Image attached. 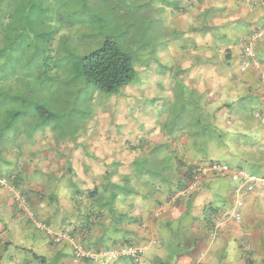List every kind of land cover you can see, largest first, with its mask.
Segmentation results:
<instances>
[{"label": "rangeland", "instance_id": "374dc122", "mask_svg": "<svg viewBox=\"0 0 264 264\" xmlns=\"http://www.w3.org/2000/svg\"><path fill=\"white\" fill-rule=\"evenodd\" d=\"M169 1L151 0L150 5H141L140 22L127 32L122 0H74L70 6L61 3L51 17L39 12L28 17L26 10L17 11L15 0H0V85H8V92L21 98L15 99L14 106L23 111L0 143V182H7L0 184V264H95L74 257L73 245L67 240L56 242L54 233L46 228L52 232L67 228L56 226L60 213L55 211V201L72 196L76 186L79 192L84 190L79 187L76 169H92L93 162L98 164L96 169L104 171H108L107 162H114L108 166L110 170H119L121 162H131L133 170L125 174L130 176L129 187L119 189L113 201L117 211L108 216L115 219L120 218L118 209H127V199L143 204V193L154 201L140 206V212L152 213L157 203L166 204L168 194L178 187L179 164L182 173L197 164L219 161L264 174L261 168L241 160L245 156L238 151L240 142L253 135L243 124L230 122L233 107L218 109V102L205 104L202 94L198 95L204 78L198 70L203 46H195V42L205 29L187 37L172 9L167 10ZM180 6L189 11L183 2ZM31 27L36 31H30ZM108 36L115 37L133 55L137 70L133 83L118 93L100 91L75 74L80 59L100 48ZM230 41L231 36L225 39ZM194 69L193 76L189 72ZM66 83H71L68 91ZM245 104L242 109L253 108V103ZM40 105L57 117L42 119L36 109ZM260 124L254 123V134L262 138L264 125ZM24 137L36 140L29 156L22 146ZM30 173V181L22 183L19 177H30ZM213 180L215 201L208 209L216 210L215 214L186 212L182 215L187 216H180L178 208L190 201L191 193L169 203L177 207L173 214L163 209L153 225L143 221L134 226L137 234H145L140 242H149L151 236L160 238L149 243L143 255L146 264H172L178 254L197 258L202 251L203 263L264 264V187L257 186L250 193L243 190L235 205L237 182L229 176L211 175L199 186ZM153 183L162 189L157 197ZM11 188L18 189L24 201L17 200ZM42 194L46 196L43 201ZM52 195L54 203L49 204ZM41 204L46 205L39 213ZM26 206L33 214H28ZM234 210L242 222L231 218ZM39 222L46 227H39ZM237 225L243 232L239 233ZM235 230L241 235L237 243L238 234L234 242L230 239ZM130 234L106 228L85 244L97 249L128 238L136 241ZM124 261L130 259H110L108 263Z\"/></svg>", "mask_w": 264, "mask_h": 264}, {"label": "crops", "instance_id": "0c3cea01", "mask_svg": "<svg viewBox=\"0 0 264 264\" xmlns=\"http://www.w3.org/2000/svg\"><path fill=\"white\" fill-rule=\"evenodd\" d=\"M171 2L175 5H171ZM181 2L189 6V11H184L183 8H181ZM260 2L261 0H180L179 2L177 0H170L167 10L172 9L178 26L182 25V27H184L183 29L187 37L188 35L191 37L198 35V32L201 30L200 28L205 29L203 37L200 36L196 39L197 43L195 42V46L198 44L203 46L202 52L200 51L202 53L203 61L198 63V70L200 73L199 76H204V78L199 82L198 95L202 94L205 104L218 102V109L225 106L233 107L234 114L232 115V120L230 122H233V124L234 122L243 124V128H247L251 132V135H253L252 139L240 142V149L238 148V151L241 152L242 156H245L241 160L249 165L254 164L258 168H261L260 173H263L264 131H262L263 135L261 134L263 136L262 138L257 134H254V132L257 131V126H255L254 123L261 126L257 113L260 110L261 102L264 97V86L260 81V74L262 73V69L264 67V37L257 43L251 44L252 35L256 26L261 24L264 20V9ZM230 36L233 41L225 42V39L228 40ZM193 48L194 46L192 45V49ZM249 53H252L255 56L250 59ZM245 66L247 67L243 70ZM195 72V69L192 71L190 70L189 74L194 76ZM190 84L191 79L189 78L188 85ZM241 87L244 89H242V91L246 92L245 94L244 92H240ZM246 101H248L249 104L253 103L252 109H242L246 106ZM235 105L238 107L237 109L235 108ZM230 107L222 109L223 112L227 111L225 109H230ZM35 142L31 143L27 140V138L23 139V147L29 152L28 156L33 153L31 148ZM34 147H36V145H34ZM107 163L108 164L105 166L107 167V170H109L108 166L112 165L114 162ZM97 166L98 164L93 162L92 169H76L78 172L76 174L79 176L77 177L79 178V187L84 189L81 191L83 194L88 192V190H91L94 187V184L99 182L107 172L96 169ZM117 167H120V169L123 168L124 170H114L115 178L118 176L116 179H120V177L133 170L131 162H121ZM119 171L122 175L118 173ZM185 171L186 168L183 170V173ZM29 176L30 177L24 176L26 181L28 179L30 181L31 173ZM206 183L207 182L202 183L199 188L194 190L191 194L190 201L185 200L184 204L178 208V211L180 210V216H187L182 215L186 212L200 216L210 212L215 214L216 210L208 209L213 206L212 203L215 201L214 188H212V184L215 183V181L208 184ZM38 185V183H34V186ZM157 186H159V184ZM75 188L79 191L77 186ZM154 192L156 195L155 197H157L159 191L154 190ZM76 196L77 194L75 192L74 199ZM168 196L166 198H168ZM41 198L43 201L46 196L42 194ZM72 198L73 195L69 198L57 197L55 201V211L60 213V219L58 218L59 221L56 223L58 228L61 226L65 227V225L68 224L69 220H67L68 218L66 217L74 216V221L77 220L76 217L78 207L76 205L77 203L75 204V200L73 204ZM140 198L141 202H143V204L140 205H137L135 201L131 202L128 199L126 200L130 202L132 209L131 213L134 216L133 219L138 221L133 225V232L130 234L136 238V241H134L133 238H128L127 241L135 243L138 241V244H144L143 246L148 249L149 243L154 244L160 238L157 236L152 238L151 236L149 242H140V240H143L142 237H144L143 235L145 234H137L135 229L136 227L134 226H140V224H143V221H146V224L148 223L151 226L153 225L154 220L156 221V212L168 209L165 212L166 214L171 215L177 207L169 206L168 200L166 201V204H163V202L160 203L161 205L155 202V204L157 203V206H153L154 209L152 210V213L148 211V213H151L149 215L146 212H140L139 207H143L145 203L153 199L149 196H145L144 193L141 194ZM45 201L46 200H44V202ZM51 203H54L53 195L51 196L49 204ZM207 203L208 205L206 206ZM45 205L46 204H41L39 213L45 209ZM126 205V208H128L129 204L127 202ZM51 216L53 217V214ZM236 220L238 222H242L241 216H239V219ZM237 226L239 233L243 232L244 228L239 225ZM97 232L98 230L95 233ZM237 234L238 232L236 230L231 231L230 239L232 242L235 241V236ZM240 237L241 235L238 234V238L235 243L238 242ZM204 257L205 252L203 251L198 254L197 258L187 256L186 254H178L174 257L172 264H194L196 262H200L202 264L204 260L202 258ZM160 258L161 257L159 255L158 260L162 259ZM127 262L128 261H124L122 264H127ZM203 264L210 263L205 261Z\"/></svg>", "mask_w": 264, "mask_h": 264}, {"label": "trees", "instance_id": "16d2710c", "mask_svg": "<svg viewBox=\"0 0 264 264\" xmlns=\"http://www.w3.org/2000/svg\"><path fill=\"white\" fill-rule=\"evenodd\" d=\"M122 1L126 4V31L129 32L136 22H140L141 5H150L151 0ZM15 2L17 11L26 10L28 17L33 16L37 12L51 17V14L54 13V10L57 9L59 4L63 3L64 5L70 6V3H74V0H15ZM140 2L144 3L141 4ZM30 31H36V29L31 27ZM31 35L36 37L34 32H31ZM75 74L77 77L81 76V78L87 82L94 83L95 87L100 91L118 93L124 86L133 83L137 76V70L134 67L133 55L125 50L115 37L108 36L100 48L93 50L80 59ZM3 77L6 76L4 75ZM70 84L71 83H66V91L72 88ZM7 86L8 85L5 84L0 85V143L4 139L8 129L14 125L15 118L23 112L14 106L15 99L20 100L21 98L18 96L13 97L11 93L8 92ZM60 89L63 90V87H60ZM36 109L37 114L42 119L51 120L57 117L55 112L50 111L44 105L37 106ZM24 139L26 138L24 137ZM27 140L34 143L33 138H27ZM181 165L182 164H179L178 167L180 179L177 183V190L189 183L193 173L192 171L182 173L180 169ZM191 169L192 167H190L189 170ZM114 170L115 169H109L104 177L99 182H96L94 187L85 194L77 191V189V196L75 199L73 194L72 199L76 201L75 204L77 203L76 205L78 207L77 220L74 221V216L66 217L69 222L65 227H67V229L69 227V232L73 236H79L78 238L83 244L87 241L91 242L92 238L90 237H93V234H95L97 230L102 232V229L104 230L106 228H113L115 230L122 229L128 234L133 232L132 225L138 222L133 219L134 216L131 213L132 209L128 201H126L129 204L127 209H118L120 210L119 219L108 218L110 214L117 211V207L113 204V201H115V198L118 196L119 189L129 187L128 184L131 182L129 179L130 176L124 175L120 177V179H116ZM19 179L24 183V176H20ZM146 180L149 179L146 178ZM19 183L18 181L17 184ZM156 184L158 185L159 183H153L155 186H153L154 190L161 192L162 189L160 184L159 186ZM175 191L176 190L173 189L169 197ZM123 242L124 241H121L120 243ZM85 246H87V244H85ZM97 249H100V247H97Z\"/></svg>", "mask_w": 264, "mask_h": 264}, {"label": "built area", "instance_id": "2783aa9c", "mask_svg": "<svg viewBox=\"0 0 264 264\" xmlns=\"http://www.w3.org/2000/svg\"><path fill=\"white\" fill-rule=\"evenodd\" d=\"M261 6L264 9V0L260 2ZM264 37V20L261 24H258L253 32L251 44L257 43L259 40L263 39ZM250 59L253 58L255 55L249 53ZM247 66L243 68L246 69ZM260 81L264 86V67L262 69V73L260 74ZM258 119L264 125V97L261 102L260 110L257 113ZM186 168V171H192V178L190 179L189 183H187L182 188H179L175 192L171 194L168 201L169 203H176L178 199H183L186 196L190 195L194 190L199 187V183L202 181L203 178L214 175H222V176H229L232 180L237 182V187L233 191V195L236 197L235 205L238 203V196L244 190V192H254L257 190V186L264 187V174L263 175H256L252 174L248 170L244 168H234L226 163H221L219 161H212L208 163L197 164L196 166H192V169ZM1 185H6V179H2L0 182ZM14 191V194L19 201H24L21 192L16 188H11ZM236 207V206H235ZM28 210V214H33L28 206H26ZM159 212L155 213L157 217ZM231 218L239 219L238 212L235 210L233 211ZM39 227H46L45 224L39 222ZM49 233H54L55 241L61 242L63 240H67L70 242L71 245L74 247V254L75 257L79 260H88L95 264H109L110 259H123L128 258L130 261L127 264H146L143 260V255L146 252V247L138 245L134 242H123L119 243L118 245L112 247H104L100 249H91L88 246H85L78 236H73L69 229L61 228L59 232H52L50 227H46ZM194 264H200V262H196Z\"/></svg>", "mask_w": 264, "mask_h": 264}]
</instances>
